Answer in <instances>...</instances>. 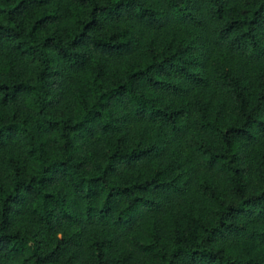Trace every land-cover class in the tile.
<instances>
[{"label": "trees", "instance_id": "16d2710c", "mask_svg": "<svg viewBox=\"0 0 264 264\" xmlns=\"http://www.w3.org/2000/svg\"><path fill=\"white\" fill-rule=\"evenodd\" d=\"M0 264H264V0H0Z\"/></svg>", "mask_w": 264, "mask_h": 264}]
</instances>
